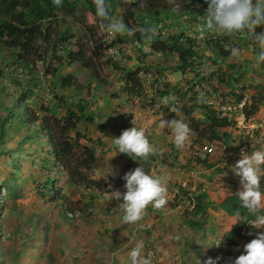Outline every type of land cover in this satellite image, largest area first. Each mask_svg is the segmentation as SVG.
I'll list each match as a JSON object with an SVG mask.
<instances>
[{
  "label": "rangeland",
  "instance_id": "374dc122",
  "mask_svg": "<svg viewBox=\"0 0 264 264\" xmlns=\"http://www.w3.org/2000/svg\"><path fill=\"white\" fill-rule=\"evenodd\" d=\"M106 2L110 5V14L123 19L135 32L155 26L158 34L154 39L184 36L194 40L196 51L203 57L192 71L176 72L175 55L154 53L147 41L139 44L128 36L108 37L103 22L94 21L86 12L77 14L82 35L70 27L69 33L75 38L55 47L53 56H59L63 65L53 66L54 75L51 66L55 63L50 56L42 63L35 61L33 67H24L0 44V124H3L0 132V264H130L128 253L141 240L145 254L152 253L153 264H198V260L203 262L208 257H219L217 264H231L243 252L244 244L256 235H249L250 232L241 228L240 236L229 238L232 221L211 210L215 204L212 198L214 191L220 189V183L229 186L231 179L235 182V193L242 190L240 177L234 174L232 167L242 158V152L250 154L264 149V63L256 66L259 48L244 33L228 35L202 30L207 7L193 0ZM153 8H157L156 17L149 13ZM255 31L264 32V26ZM214 37L225 40L222 50L227 55L222 61L203 46L204 38ZM79 43L87 44L88 48L82 49ZM232 47L240 50L239 57L231 54ZM77 49L83 54L80 62L64 64L65 51ZM126 71L134 75L138 83L136 91L129 93L125 87ZM238 72L241 77L234 83L231 79ZM68 75L79 88L60 89L58 78ZM221 76L231 78L229 86L219 83ZM162 91L167 95L161 96ZM239 95L246 106L256 104V111L242 124H239L241 103H235ZM173 97L180 108L179 114L164 106L165 98ZM15 103L38 118L58 120H63L69 110L76 112L77 103L82 106L83 116L88 119L78 122L75 132L81 136L78 140L81 148L91 150L96 160L88 171L77 169L86 182L75 176L69 181L58 164L43 165V152L48 146L44 137L40 141V136L33 135L32 125L17 123L21 111L13 109L9 121L4 122L6 110ZM45 109L48 112H44ZM209 111L226 122L225 127L214 131L219 138L223 133L229 134L227 146L210 135L206 127L200 128L203 130L200 135L191 133L190 143L183 149L174 145V152L169 151V143L164 149L154 144L159 138L153 135L149 138L157 149V154L150 159H155L158 166L165 165L170 175L176 173L173 169L186 167H190L187 171L205 174L207 170L200 167L192 154L202 145L212 147L211 155L204 159L206 166L218 164L223 174L208 184L204 179V183H199L203 194L201 203L207 213L204 226L194 231L185 225L190 219L189 200L195 193L190 188L198 185L191 178L187 180L185 191L181 187L177 189L176 181L169 178V199L165 208L156 210L149 206L139 224L121 225L124 212L119 204L123 201L109 200V192L126 191L122 174L127 169V155L118 153L112 157L116 152L112 138L131 127L140 128V124H144L149 133L155 131L159 128L161 113L166 120L176 115L189 124L192 120L205 121ZM101 124L106 126L103 132L98 130ZM159 131L173 135L168 129ZM49 132L52 142L59 144L58 133L53 129ZM68 136L73 137V132ZM111 169L116 173L114 176L108 175ZM46 178L57 191L58 200L51 201L50 195L43 191L41 186ZM88 180L101 182L99 190L87 184ZM184 180L180 177L179 183ZM5 182L13 190L14 202L4 196ZM218 239L221 243L216 247L214 243Z\"/></svg>",
  "mask_w": 264,
  "mask_h": 264
},
{
  "label": "trees",
  "instance_id": "16d2710c",
  "mask_svg": "<svg viewBox=\"0 0 264 264\" xmlns=\"http://www.w3.org/2000/svg\"><path fill=\"white\" fill-rule=\"evenodd\" d=\"M148 1L158 3L161 0ZM193 1L207 7L206 0ZM82 12L88 13L96 22L101 21L95 16V5L93 0H62V6L59 8L54 6L53 0H0V44L13 53L11 54V57L15 62L21 63L24 67H33L35 61H41L42 63L47 56H50L55 63L51 66V72L52 75H54L56 68L63 65V63L60 62L59 56L56 58L53 56L54 50L56 49L55 47H57V45H66L75 38L73 33H69L70 27L76 28L78 33H81L77 14ZM149 13H151V16L156 17L158 15L157 8H153ZM130 16H132V14H130ZM63 26H65V28L61 30ZM130 39L139 44L145 43L141 32H135ZM223 41L225 40L221 37H214L213 39L204 38L203 46L206 49H209L212 53H215V57L218 58L219 61H222L227 55L226 52L222 50ZM79 45L82 49L88 48L87 44L79 43ZM149 49L154 53H169L175 55L177 63L174 65V70L179 73H183L186 70L192 71L195 64L203 57L201 53L196 51L194 40L181 35H168L162 39H154L149 42ZM81 51V49H77L75 52L69 50L65 51L64 64L80 62L83 57ZM54 65H56V68L53 67ZM112 65L115 69H118L116 63L112 62ZM240 77L241 72H238L232 79H227L221 76L218 81L221 84L229 86V79L234 81V83H237ZM58 82L60 89L69 86L79 88V86L75 84L74 78L69 75L58 78ZM123 82L129 93L134 90L136 91L138 88V83L136 82L134 75L129 71L124 73ZM160 95L165 96L167 95V92L162 91L160 92ZM241 98V95L237 96L235 102H240ZM77 105L80 104H76V112L69 110L66 112L63 120H58L51 117L47 119L41 117L38 118L34 113H27L25 108L21 109V106H18L17 103H15V105L6 110L4 122L9 121L11 113L14 112L13 109L21 111L17 115V123L27 126L32 125L34 130L33 135L40 136V141H42L44 137L45 144L48 146L43 152V158L45 159L43 165L53 167V165L58 164L61 166L60 168L66 172L69 181H73V177L75 176L79 180L86 182L84 176H80L77 169L82 168L83 170L88 171L96 160L93 152L91 150L84 151L78 142L81 136L75 132L77 123L81 120L87 121L88 118L83 116L82 106ZM45 111L47 110L45 109L44 112ZM242 111L245 119H247L256 111V104H247V106L244 104ZM207 113L205 121L200 122L199 120H192L189 123L192 133L200 135L203 131L200 128L206 127L210 130V135L215 139L220 140L224 146H227V140L230 138L229 134L223 133L219 138L214 131V129L217 130L218 128L225 127L227 124L224 120H217L212 112L209 111ZM47 120L49 122H47ZM2 125L3 124L1 123L0 132L3 131ZM105 128V124L98 126L100 132H103ZM49 129H53L54 132L58 133L60 140L59 144H54L52 142ZM69 132H73L74 136L69 137ZM200 164L205 169L212 166H206L205 160L200 162ZM220 172H223V170H220L218 173ZM210 181L211 180H208V183H210ZM87 182V184H91L93 188L99 190L101 182H94L92 180H88ZM52 186L53 184H51L50 180L46 178L41 187L44 188L43 191H45L46 194L50 195L51 201H55L59 198L57 191ZM200 187L202 188V185L198 184L194 189L195 193H192V197L189 201L191 209L188 212L190 214V219L187 220L185 224L187 228L194 231H197V229L202 227L205 215L207 214L205 206L201 203L203 194L200 193ZM262 188H264V182H262ZM2 190L5 197L11 202L15 201L16 198L15 196H12L13 190L10 185L5 182ZM201 191L204 193V189ZM211 207L209 208H211L212 211H215V213H222L223 216L232 218L233 223L237 219L235 215L236 212L247 215L246 210L240 208L236 193L229 195L226 194L220 202ZM249 219H253V217H249ZM241 228H244L250 233L254 232L251 225L242 220H238L231 225L229 238L237 235L240 236L239 232Z\"/></svg>",
  "mask_w": 264,
  "mask_h": 264
},
{
  "label": "clouds",
  "instance_id": "9594fccd",
  "mask_svg": "<svg viewBox=\"0 0 264 264\" xmlns=\"http://www.w3.org/2000/svg\"><path fill=\"white\" fill-rule=\"evenodd\" d=\"M93 3L95 5V16L106 22L102 24V27L108 37L117 35L132 37L134 35L135 29L129 28L123 19H118L110 14L111 8L106 0H93ZM206 3L205 24L202 30L228 35L244 33L247 38L254 40L259 48L256 66L258 67L264 63V32L257 34L255 31L257 27L264 26V0H206ZM53 4L59 8L62 6V0H53ZM141 33L145 41L151 42L158 34V29L155 26H148L142 28ZM230 52L236 57L240 55V50L236 47H232ZM240 103L242 111L245 100L241 98V101L236 104ZM164 106L168 107L172 113H180V108L177 106L174 97L171 100L165 98ZM163 117L164 113H161L159 128L161 130H170L173 134L174 145L178 149H183L190 143L192 129L189 124L184 119L176 118V115L172 120H166ZM243 120H245V117L242 111L239 116V124H242ZM112 141L116 148V152L112 157L122 153L133 159L134 157L139 158L141 164L124 174L123 179L126 181L124 188L126 191L121 192L119 189H113L109 192V200L123 201L119 204V208L123 209L124 212L121 225L139 224L144 219L149 206L156 210H161L168 204V176L166 174L154 175L149 172L146 174L144 170V165L148 164L150 158L157 154V149L150 142L145 128L134 126L123 130L119 137L112 138ZM174 145L173 147L175 148ZM200 147L197 149V153L192 154L199 163L206 158V156L203 158L199 156ZM191 159L194 160V158ZM200 167L203 168L201 164ZM187 169H190V167L173 170L180 172V177L183 176L185 178L183 182H186L189 178ZM219 169L223 170L222 168ZM232 171L236 176L240 177L242 190L238 191L236 196L238 197L240 208L245 209L247 212V215L236 212L237 219L234 223L242 220L251 225L254 231L253 235L256 236L250 242L244 244L243 252L235 257L231 264H264V231L258 232V229H264V188H262V182H264V149L252 151L250 154L242 152V158L232 167ZM193 172L196 174L193 181L198 183L197 181L201 174L195 170ZM115 174L111 169L108 175L114 176ZM222 174L223 172L218 173V175ZM107 176L103 177L106 178ZM232 182L233 180L231 179L230 183L232 184ZM181 183H179L181 190L186 189L182 188ZM109 188H112L111 184H109ZM195 188V184H193L190 189L194 191ZM229 194H232V192H229ZM249 217H253V219H249ZM234 223L232 219L231 225ZM251 234L249 233V235ZM175 238L178 239L179 237ZM220 243L221 241L218 239L214 244L219 247ZM144 248L145 245L142 240L131 248L128 253L130 264H153L152 253L145 254ZM217 260H219V257L215 259L208 257L203 262L198 260V264H217Z\"/></svg>",
  "mask_w": 264,
  "mask_h": 264
},
{
  "label": "crops",
  "instance_id": "0c3cea01",
  "mask_svg": "<svg viewBox=\"0 0 264 264\" xmlns=\"http://www.w3.org/2000/svg\"><path fill=\"white\" fill-rule=\"evenodd\" d=\"M139 127L140 128L141 127L146 128L144 126V124H140ZM159 130H160V128L156 129L155 131H153L151 133H149V130H146V133L148 134V138L152 139V135L154 137L159 138L158 141L154 142V144H156L157 146H163L164 149H165L164 145L169 143L170 144L169 151H172V147L174 145L173 135L162 134V132H160ZM158 133H160V135ZM172 152H174V150ZM125 158H126L125 168H127V169L123 170L122 176H124L125 173L130 172L131 170L140 166V164H141V162H139V158L134 157V159H137L138 161L134 160L132 157H130L128 155ZM154 160L155 159H150L148 164L144 165V170H145L146 174L148 172L150 174H154V175H165L166 174L168 176V179L170 178L172 182L176 181V183L178 184V186H177V189H178L179 188V180H180V172L175 171L176 173H173L172 175H170V171L166 169L165 165L158 166L156 161H154ZM205 170H207V171H205L206 175L204 174V172H202L203 173V174H201L202 176L200 175L198 178V184L200 182H203L202 179H204L205 184H208V180H214L215 181V180L220 179V177L222 176V175H218V172L221 170L218 168V164H213L209 169H205ZM124 181L125 180L122 181V184L124 183ZM229 184L230 185L228 186L227 184L220 183V189L218 191H216V190L214 191L215 196L212 198V200L215 202V204L220 202L226 196V194L229 195V192L233 193L236 191V187H235L234 182H232V184L231 183H229ZM223 218L227 219L228 221H232V218H228L225 216H223Z\"/></svg>",
  "mask_w": 264,
  "mask_h": 264
},
{
  "label": "built area",
  "instance_id": "2783aa9c",
  "mask_svg": "<svg viewBox=\"0 0 264 264\" xmlns=\"http://www.w3.org/2000/svg\"><path fill=\"white\" fill-rule=\"evenodd\" d=\"M212 152V148L210 146H202L200 147L199 151H198V154L201 158H203L204 156H207V155H210ZM195 172L193 171H188L187 172V176L191 179H194L195 178ZM186 184H187V181L186 182H182L181 183V186L182 188H186Z\"/></svg>",
  "mask_w": 264,
  "mask_h": 264
}]
</instances>
